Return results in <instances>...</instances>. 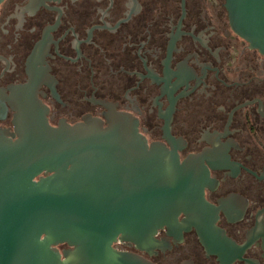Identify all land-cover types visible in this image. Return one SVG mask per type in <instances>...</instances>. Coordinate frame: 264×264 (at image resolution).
Returning a JSON list of instances; mask_svg holds the SVG:
<instances>
[{
	"label": "flooded vegetation",
	"instance_id": "af4514ba",
	"mask_svg": "<svg viewBox=\"0 0 264 264\" xmlns=\"http://www.w3.org/2000/svg\"><path fill=\"white\" fill-rule=\"evenodd\" d=\"M30 83L53 127L131 116L203 191L152 241L118 237L123 264H264V54L226 0H4L0 131Z\"/></svg>",
	"mask_w": 264,
	"mask_h": 264
},
{
	"label": "water",
	"instance_id": "95a60500",
	"mask_svg": "<svg viewBox=\"0 0 264 264\" xmlns=\"http://www.w3.org/2000/svg\"><path fill=\"white\" fill-rule=\"evenodd\" d=\"M226 7L233 30L264 54V0ZM37 87H17L15 133L0 131V264L132 263L113 249L118 237L150 242L204 203L189 166L149 146L134 118L53 127Z\"/></svg>",
	"mask_w": 264,
	"mask_h": 264
}]
</instances>
